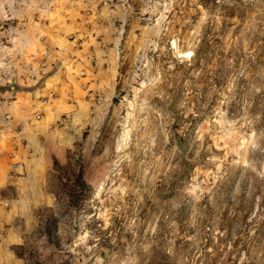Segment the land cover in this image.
I'll use <instances>...</instances> for the list:
<instances>
[{"label":"rangeland","instance_id":"1","mask_svg":"<svg viewBox=\"0 0 264 264\" xmlns=\"http://www.w3.org/2000/svg\"><path fill=\"white\" fill-rule=\"evenodd\" d=\"M34 1L0 0V264H264V0H53L66 113L28 154L3 107L44 83ZM68 150L92 192L71 211L48 181Z\"/></svg>","mask_w":264,"mask_h":264},{"label":"crops","instance_id":"2","mask_svg":"<svg viewBox=\"0 0 264 264\" xmlns=\"http://www.w3.org/2000/svg\"><path fill=\"white\" fill-rule=\"evenodd\" d=\"M55 2L57 3L58 1L55 0ZM56 3L53 0H35L31 8L32 14L30 16L27 15V18L21 15L18 22L19 29L22 28L25 32L30 30L28 46L29 48L33 47L36 54L32 57L34 68L41 77H44L42 88L27 89L18 93L24 95L25 102H17L15 106H12L13 103H10L11 106H7L8 110H5L6 108L3 107L4 112H11L10 109H12L13 114H18L19 119L15 118L12 120V123H15L16 126H20L23 129L21 135L24 140V147L26 145L29 149L28 154L31 153V148L34 149L36 146V135L39 133L44 134L53 123H58L59 119L66 113L65 110L61 109L63 106L60 104L63 102L60 93H62L64 87L58 83V78L66 81V69H63V67L60 68V64L58 63L56 65V71L50 72L55 69L53 63L55 61L54 59L58 57L57 54L66 53V43L64 42L66 40V14L65 9H60L59 7L61 6L56 5ZM57 12L59 15L57 18H54V14ZM9 55L5 52L0 58L7 60L10 57ZM16 57H18L17 54ZM53 78H57V82H55L52 88H49L48 82ZM17 99L19 98L15 100ZM35 100L41 104L40 111H37V104H34L36 103ZM51 101L53 104H51ZM0 102L5 104L3 101ZM34 120L45 121L37 131L33 130ZM11 143L14 144L15 148L17 147L16 139L12 138ZM9 159L10 155L8 152L1 153L0 161L3 166L7 165L6 160ZM9 185H11L9 179L6 178L3 171H0V203L3 200L1 191ZM5 200L6 203H9L7 199ZM5 223H8V221L0 218V229Z\"/></svg>","mask_w":264,"mask_h":264},{"label":"trees","instance_id":"3","mask_svg":"<svg viewBox=\"0 0 264 264\" xmlns=\"http://www.w3.org/2000/svg\"><path fill=\"white\" fill-rule=\"evenodd\" d=\"M86 165L81 157L76 156L72 150H68L67 161L61 164L57 159H54L53 167L48 173V181L54 179L55 185L52 186V193L58 197H66L67 211L82 207V203L86 202L91 196V186L85 178ZM46 234L55 233L58 229L60 218L52 216L47 220ZM21 259H29L31 256H26L18 253Z\"/></svg>","mask_w":264,"mask_h":264},{"label":"built area","instance_id":"4","mask_svg":"<svg viewBox=\"0 0 264 264\" xmlns=\"http://www.w3.org/2000/svg\"><path fill=\"white\" fill-rule=\"evenodd\" d=\"M10 124H11V117L10 116L3 119V123H2L3 126L8 127ZM13 168H14V170L17 171L21 168V164H14Z\"/></svg>","mask_w":264,"mask_h":264}]
</instances>
